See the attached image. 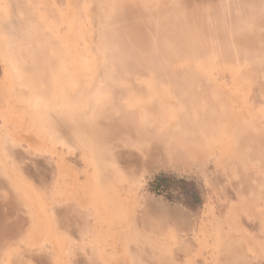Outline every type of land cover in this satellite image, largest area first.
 <instances>
[{"label":"rangeland","instance_id":"rangeland-1","mask_svg":"<svg viewBox=\"0 0 264 264\" xmlns=\"http://www.w3.org/2000/svg\"><path fill=\"white\" fill-rule=\"evenodd\" d=\"M0 264H264V0H0Z\"/></svg>","mask_w":264,"mask_h":264},{"label":"trees","instance_id":"trees-1","mask_svg":"<svg viewBox=\"0 0 264 264\" xmlns=\"http://www.w3.org/2000/svg\"><path fill=\"white\" fill-rule=\"evenodd\" d=\"M156 179H160V181L163 183H165V181L167 182V181H169V180H171L172 178H171V176H166V175H164V174H160L159 176H157L156 177ZM186 180H183V179H179L176 183H178V184H180L181 186H182V189H184L185 187H186V185H188L187 184V182H185ZM170 182V181H169ZM163 183V184H164ZM161 184V183H160ZM162 186H164V185H162ZM184 192H185V190H184Z\"/></svg>","mask_w":264,"mask_h":264}]
</instances>
